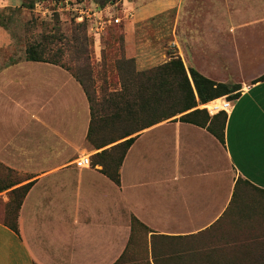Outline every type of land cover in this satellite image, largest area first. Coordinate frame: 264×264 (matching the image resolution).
I'll return each instance as SVG.
<instances>
[{
  "label": "crops",
  "instance_id": "crops-1",
  "mask_svg": "<svg viewBox=\"0 0 264 264\" xmlns=\"http://www.w3.org/2000/svg\"><path fill=\"white\" fill-rule=\"evenodd\" d=\"M118 3L129 59L143 49L137 27L171 14L168 60L239 86L226 98L223 142L191 123H159L136 136L115 185L75 166L90 121L79 83L25 55L0 58V165L25 177L12 189L30 184L18 232L0 222V264H113L115 204L151 235L184 237L221 219L238 178L264 191V0Z\"/></svg>",
  "mask_w": 264,
  "mask_h": 264
},
{
  "label": "rangeland",
  "instance_id": "rangeland-1",
  "mask_svg": "<svg viewBox=\"0 0 264 264\" xmlns=\"http://www.w3.org/2000/svg\"><path fill=\"white\" fill-rule=\"evenodd\" d=\"M64 1H68L69 5L59 8ZM119 1L0 0V58L23 56L25 48L30 45H46L52 51L47 58L68 65L72 72L83 74L89 63L97 95L102 90L107 93L119 91L122 77L116 65L129 57L125 52L124 15ZM116 18L120 19L118 24L113 22ZM171 21L172 15L167 14L137 27L136 47L140 44L143 49L137 53L139 58H133L136 71L149 70L169 61L172 52L168 45ZM198 108L204 107L199 105ZM179 117L175 119L179 120ZM98 152L86 139L82 154H88L92 159ZM90 168L100 169L92 164ZM6 169L0 171L1 187L25 179L17 171ZM239 192L238 207L232 206L225 217L206 232L180 240L155 239L157 256H170L164 257L167 259L163 260V264H179L181 261L174 262V255L178 252L187 256L182 264H221L224 242L235 241L239 236L264 239V194L243 183H240ZM14 200L10 192L0 196L1 221L10 223L13 220ZM118 208L115 204L113 264L125 251L128 256L124 264H154L152 235L141 226L133 225V217L129 220L124 218Z\"/></svg>",
  "mask_w": 264,
  "mask_h": 264
},
{
  "label": "trees",
  "instance_id": "trees-1",
  "mask_svg": "<svg viewBox=\"0 0 264 264\" xmlns=\"http://www.w3.org/2000/svg\"><path fill=\"white\" fill-rule=\"evenodd\" d=\"M55 1L58 2L60 0ZM83 25L79 24V26ZM73 35H76V33ZM51 54V49L46 45H30L25 48L27 61L59 66L70 73L81 85L90 111L86 139L96 151H99L92 156L90 162L93 167H100L99 172L114 184L120 185V169L136 136L154 125L169 120H176L175 117L177 116H180L179 120L182 122L207 128L219 141L223 142L226 113L220 112L210 117L206 110L199 109L198 106L222 97L234 100L237 97L236 91L239 86L215 83L193 69L187 70L179 57L172 58L160 66L145 71H136L135 61L132 58H125L116 65L118 71H121V90H115L110 93L102 90L99 96L94 88L93 70L89 63L84 73L80 74L78 71L72 72L70 67L64 63L49 60L47 57ZM261 81H264V75L256 82ZM3 168L5 169V167L0 165V169ZM6 170L9 171L8 169ZM20 183L6 187L0 186V193L12 189ZM240 183L264 194L263 190L255 188L240 179L235 184L231 202L221 219L225 217L232 206L238 207L240 203L238 199L240 198ZM29 186L30 184L23 185L10 191L15 198L13 220L10 223L0 220V222H3L16 233L18 232V213ZM221 219L200 233L214 227ZM133 225H138L148 230L135 218H133ZM194 235L184 237L152 235L153 263L163 264V260L170 257L169 255L157 256L155 239L180 240L193 237ZM224 243L221 246V264H264L263 238L255 237L251 239L246 236L244 238L239 236L235 241ZM126 256L128 255L125 251L115 264H124ZM174 258L177 261H174L175 263L181 261L179 264H182V261L187 259V256L178 252L174 255Z\"/></svg>",
  "mask_w": 264,
  "mask_h": 264
},
{
  "label": "built area",
  "instance_id": "built-area-1",
  "mask_svg": "<svg viewBox=\"0 0 264 264\" xmlns=\"http://www.w3.org/2000/svg\"><path fill=\"white\" fill-rule=\"evenodd\" d=\"M66 5L68 6V1H64L59 4V8H63V6ZM100 10V9H99ZM115 24H118L120 22L119 18L114 19L113 21ZM101 29H103L101 27ZM203 109L207 111L208 115L210 117L217 115L220 112H228L230 108V102L226 99V97H222L220 99H216L213 101H210L206 104L203 105ZM91 162H90V156L89 155H81L75 160V166L77 168H88L90 167Z\"/></svg>",
  "mask_w": 264,
  "mask_h": 264
}]
</instances>
